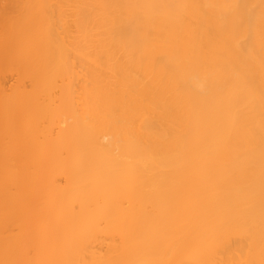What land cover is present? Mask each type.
<instances>
[{"label":"bare ground","instance_id":"1","mask_svg":"<svg viewBox=\"0 0 264 264\" xmlns=\"http://www.w3.org/2000/svg\"><path fill=\"white\" fill-rule=\"evenodd\" d=\"M0 264H264V0H0Z\"/></svg>","mask_w":264,"mask_h":264},{"label":"rangeland","instance_id":"2","mask_svg":"<svg viewBox=\"0 0 264 264\" xmlns=\"http://www.w3.org/2000/svg\"><path fill=\"white\" fill-rule=\"evenodd\" d=\"M10 83H12V81H10Z\"/></svg>","mask_w":264,"mask_h":264}]
</instances>
